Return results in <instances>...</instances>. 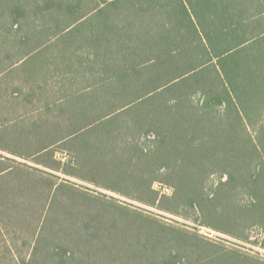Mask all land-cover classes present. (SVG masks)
Wrapping results in <instances>:
<instances>
[{
    "label": "trees",
    "instance_id": "obj_1",
    "mask_svg": "<svg viewBox=\"0 0 264 264\" xmlns=\"http://www.w3.org/2000/svg\"><path fill=\"white\" fill-rule=\"evenodd\" d=\"M7 89L0 264H264V0H0Z\"/></svg>",
    "mask_w": 264,
    "mask_h": 264
},
{
    "label": "rangeland",
    "instance_id": "obj_2",
    "mask_svg": "<svg viewBox=\"0 0 264 264\" xmlns=\"http://www.w3.org/2000/svg\"><path fill=\"white\" fill-rule=\"evenodd\" d=\"M9 78H7L8 80ZM17 82L20 84V86L22 87L23 92H30L31 86H33L34 82L32 80L30 81H26L23 79H17ZM11 83H9L10 85ZM11 86V85H10ZM12 87V86H11ZM6 88V85H5ZM11 90L7 89L3 91V99H0V108H2L0 114L2 113V116L0 117V123H7L8 121H23L25 120V115L27 114H31L32 112V108L33 106L31 104H27L26 102L24 103L23 100V95H20L19 99L16 98H12V95H10ZM24 92V93H25ZM26 94V93H25ZM22 96V97H21ZM34 102H36V104L39 106L40 102L38 101L37 98L34 99ZM28 117V116H27ZM0 153H4L7 154L3 151H0ZM157 189L163 191V192H167L169 191L167 188H164L163 186H156ZM109 193V192H108ZM134 204L139 205L141 207H143L146 210H151L153 212H157L156 209L145 206V205H140L139 203L134 202ZM198 228L200 229V232L208 237L217 239L218 241L226 244V245H239V246H243L246 250L252 251L253 253L255 252H259L260 255L264 256V249L247 243V242H240L237 241L233 238H230L228 236H225L224 234H220L218 232H216L215 230L206 228V227H202V226H198Z\"/></svg>",
    "mask_w": 264,
    "mask_h": 264
}]
</instances>
